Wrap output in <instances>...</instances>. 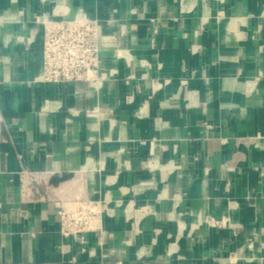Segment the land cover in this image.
<instances>
[{
	"label": "crops",
	"instance_id": "1",
	"mask_svg": "<svg viewBox=\"0 0 264 264\" xmlns=\"http://www.w3.org/2000/svg\"><path fill=\"white\" fill-rule=\"evenodd\" d=\"M80 9L123 32L103 78L38 81L35 17ZM263 139L264 0H0V264H264Z\"/></svg>",
	"mask_w": 264,
	"mask_h": 264
},
{
	"label": "built area",
	"instance_id": "2",
	"mask_svg": "<svg viewBox=\"0 0 264 264\" xmlns=\"http://www.w3.org/2000/svg\"><path fill=\"white\" fill-rule=\"evenodd\" d=\"M35 24L42 30V65L38 81L44 83H66L87 81L98 83L102 73L101 52L117 47L123 32L106 34L98 19L89 18L79 10L72 18L50 19L43 15L35 17ZM264 147V139H263ZM20 197L26 202L35 196L38 200L54 201L50 187L40 193L39 173L22 169L18 173ZM60 233L83 243L86 233L96 227L99 214L98 203L84 200L74 209L57 206Z\"/></svg>",
	"mask_w": 264,
	"mask_h": 264
}]
</instances>
